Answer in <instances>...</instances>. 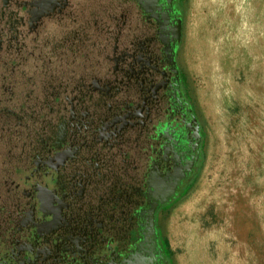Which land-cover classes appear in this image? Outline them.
Instances as JSON below:
<instances>
[{"label": "flooded vegetation", "instance_id": "obj_1", "mask_svg": "<svg viewBox=\"0 0 264 264\" xmlns=\"http://www.w3.org/2000/svg\"><path fill=\"white\" fill-rule=\"evenodd\" d=\"M180 4L0 0V264H173L205 138Z\"/></svg>", "mask_w": 264, "mask_h": 264}, {"label": "rangeland", "instance_id": "obj_2", "mask_svg": "<svg viewBox=\"0 0 264 264\" xmlns=\"http://www.w3.org/2000/svg\"><path fill=\"white\" fill-rule=\"evenodd\" d=\"M180 3L178 62L204 159L160 212L162 237L173 264H264V0Z\"/></svg>", "mask_w": 264, "mask_h": 264}, {"label": "water", "instance_id": "obj_3", "mask_svg": "<svg viewBox=\"0 0 264 264\" xmlns=\"http://www.w3.org/2000/svg\"><path fill=\"white\" fill-rule=\"evenodd\" d=\"M176 40L181 39V20L179 19L177 26H176V35H175Z\"/></svg>", "mask_w": 264, "mask_h": 264}, {"label": "bare ground", "instance_id": "obj_4", "mask_svg": "<svg viewBox=\"0 0 264 264\" xmlns=\"http://www.w3.org/2000/svg\"><path fill=\"white\" fill-rule=\"evenodd\" d=\"M212 234H213V232H212ZM214 235V234H213ZM216 237H219L218 235H215ZM206 247L204 246V254H205V252H206ZM218 250V249H217ZM207 253H209V254H211V252H207ZM209 257L211 260H212V258L213 257H211L210 255H206V257ZM219 257H221V255L219 256ZM222 259V258H221ZM221 259L219 260V262H217L216 260H215V257L213 258V260H212V262H214V264H225V263H222V261H221ZM216 262V263H215Z\"/></svg>", "mask_w": 264, "mask_h": 264}, {"label": "trees", "instance_id": "obj_5", "mask_svg": "<svg viewBox=\"0 0 264 264\" xmlns=\"http://www.w3.org/2000/svg\"><path fill=\"white\" fill-rule=\"evenodd\" d=\"M202 165V164H201ZM200 169H201V166H200V168H199V170H198V173H197V175L193 178V180L191 181V183L187 186V188L185 189V191H183V195L187 192V190L191 187V185L193 184V182H194V180L197 178V176H198V174H199V172H200ZM180 196V195H179ZM178 198V197H177ZM166 241V245L169 247V244H168V241L167 240H165Z\"/></svg>", "mask_w": 264, "mask_h": 264}]
</instances>
